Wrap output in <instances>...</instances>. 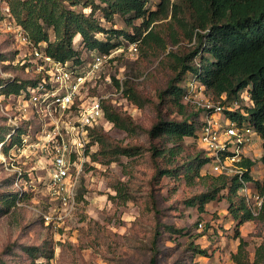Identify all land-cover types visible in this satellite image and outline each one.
Wrapping results in <instances>:
<instances>
[{
  "label": "rangeland",
  "instance_id": "1",
  "mask_svg": "<svg viewBox=\"0 0 264 264\" xmlns=\"http://www.w3.org/2000/svg\"><path fill=\"white\" fill-rule=\"evenodd\" d=\"M88 0L72 8L86 15ZM159 0H150L147 7L156 10ZM104 8V6H102ZM106 30H117L135 34L133 27L126 25L125 18L115 15L112 23L98 10L93 16ZM142 19L136 20L139 27ZM20 26L11 15L8 0H0V104L1 86L7 78L19 77L26 80V66L31 58L28 46L14 40L13 30ZM21 27V26H20ZM11 28V29H10ZM17 28V27H16ZM162 36H167L166 25L161 27ZM55 40L53 30H49ZM111 38L112 43L121 44L123 52L115 54L102 71V87L99 91L109 92L118 79L136 88L143 107L132 103L127 96H119L116 107L142 127L149 129L158 121L157 106L166 118L181 119L169 95V85L174 77L166 59L169 50L184 53L195 41H182L179 46L168 47L166 52L157 54L144 52L139 47L138 56H131L129 46L134 43L125 35L99 34L98 38ZM73 45L79 52L83 44L76 36ZM33 59V58H32ZM198 60V59H197ZM186 81L178 82L186 88ZM107 87H106V86ZM168 97L160 98V94ZM229 120L230 114L220 115ZM5 118L0 107V137L4 132ZM116 143L137 144L140 150L133 156H111L110 148L97 142L89 162H85L77 187L76 206L73 212L61 220L59 203L52 200L48 190V162L43 155L17 149L9 152L10 171L0 160V264H150V238L155 226V214L149 204V190H155L157 209L163 223L162 235L158 240L157 264H236L232 256L237 253L240 241L246 242V253L250 264H264V219L239 224L234 220L227 200L229 190L224 189L215 201L199 208L195 194L207 191L213 183L208 176H202L197 168L194 155L196 145L191 137L179 143L176 155L171 156L164 143L158 138L157 144L164 151L159 158L161 168L175 170V175L163 176L150 184L155 169L151 160V141L148 134L137 128L117 127L105 121L103 130ZM262 139L257 140V151ZM5 156V154H4ZM22 170L25 188L20 199L15 197L16 189L12 174ZM256 178L262 175L255 174ZM126 194V195H125ZM192 198V199H191ZM234 200L259 215L255 202H247L239 192ZM193 202L194 205H189ZM45 216L51 220L46 221ZM197 246L205 254L192 251Z\"/></svg>",
  "mask_w": 264,
  "mask_h": 264
},
{
  "label": "trees",
  "instance_id": "2",
  "mask_svg": "<svg viewBox=\"0 0 264 264\" xmlns=\"http://www.w3.org/2000/svg\"><path fill=\"white\" fill-rule=\"evenodd\" d=\"M149 2L150 0H88L86 7L91 10L90 15L72 9L80 4V0H8V8L30 41L36 45L45 43V53L60 62L79 63L85 50L108 54L120 47L121 44L112 43L109 37L104 40L98 38L99 34H115L117 39L125 35L131 41L139 42V47L144 52L153 51L156 54L157 51L166 52L169 46H179L184 40L188 43L195 41L184 53L171 49L166 56L174 74L169 85V95L181 119L166 118L159 104L156 108L158 121L146 129L137 124L130 115L109 104L104 105L106 118L115 126L121 128L125 125L148 134L151 141L150 157L155 169L150 182L152 184L163 176L176 174L168 166L161 168L159 158L165 150L159 148L158 138L162 137L165 144L172 145L167 151L173 156L179 150V143L187 137L193 139L199 127L198 113L183 103L184 91L176 85L182 80L194 78L204 85L207 94L216 99L224 95L227 101L235 100L243 90H247L254 103V107L248 110L250 121L264 140V0H159L156 10H149ZM98 10L104 13V18L109 23H112L115 15L125 18L126 25L133 27L135 34L131 36L117 30H106L93 17ZM140 19L143 21L141 25L134 26V22ZM164 25L169 31L166 37L162 36L161 27ZM50 29L53 30L54 41L51 40ZM76 36L82 39L81 52L73 45ZM25 77L26 80L23 81L17 76L4 80L1 94L18 95L39 81L38 76L28 74ZM123 92L132 103L143 107L144 103L138 91L128 82L123 83ZM165 97L168 95L160 94L161 99ZM7 131L5 124L0 143L5 141ZM20 131H25V128L22 127ZM95 138L103 148H110L111 156H133L141 149L137 144L116 143L102 130L95 132ZM17 142L18 136L10 142L9 147ZM194 159L201 171L206 163L203 152L196 148ZM261 162L264 166V155ZM208 177L213 180L212 186L192 197L198 200L201 210L205 204L217 200L222 190L228 189L229 211L234 220L243 224L258 218L264 219V201L259 215L256 216L250 208L234 200L240 188L236 179ZM254 185L259 195L264 198V178L254 181ZM14 195L17 199L22 197L17 193ZM149 204L156 221L150 238V264H157V244L164 225L160 220L153 187L149 190ZM189 205L194 203L189 202ZM245 247L246 242L241 240L237 253L232 256L236 264H250ZM190 249L205 254L197 246H191ZM5 251L6 248L0 251V257ZM255 264H259L258 260Z\"/></svg>",
  "mask_w": 264,
  "mask_h": 264
},
{
  "label": "built area",
  "instance_id": "3",
  "mask_svg": "<svg viewBox=\"0 0 264 264\" xmlns=\"http://www.w3.org/2000/svg\"><path fill=\"white\" fill-rule=\"evenodd\" d=\"M13 37L31 50L25 72L38 76L39 81L18 95L2 96L5 105L0 107L8 131L5 141L0 143V160L10 171L7 161L11 159L8 155L11 150L31 149L43 155L48 162V190L51 199L59 203L61 220L75 209L84 163L90 161L97 145L95 132L103 130L104 122L109 121L104 105L113 108L120 105L123 80L118 79L109 92L99 89L104 67L123 50L117 48L108 54L85 50L79 63L60 62L45 53V43H32L22 27L15 26ZM129 52L138 56L139 42L132 43ZM183 103L199 115L193 140L206 159L202 175L236 179L247 202H255L261 210L264 198L255 188L253 168L264 155V140L250 121L248 110L254 107L250 93L243 90L231 101L224 95L216 99L205 92L204 85L190 78ZM224 114H230L231 118L222 119L220 115ZM17 136L18 142L9 147ZM259 137L262 144L257 151ZM25 176L22 170H17L11 177L19 197L23 195ZM45 219L51 220L49 216Z\"/></svg>",
  "mask_w": 264,
  "mask_h": 264
},
{
  "label": "crops",
  "instance_id": "4",
  "mask_svg": "<svg viewBox=\"0 0 264 264\" xmlns=\"http://www.w3.org/2000/svg\"><path fill=\"white\" fill-rule=\"evenodd\" d=\"M255 174H258V175H262L263 174V177L262 178H256ZM253 178L254 180H258V181H261L263 178H264V166L261 162V160L254 166L253 168Z\"/></svg>",
  "mask_w": 264,
  "mask_h": 264
}]
</instances>
